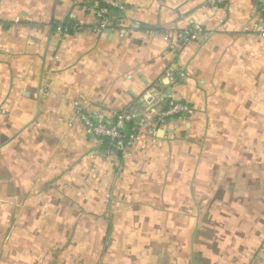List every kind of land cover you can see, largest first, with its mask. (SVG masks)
Returning <instances> with one entry per match:
<instances>
[{"label": "crops", "instance_id": "obj_1", "mask_svg": "<svg viewBox=\"0 0 264 264\" xmlns=\"http://www.w3.org/2000/svg\"><path fill=\"white\" fill-rule=\"evenodd\" d=\"M117 2L0 0V264H264V0Z\"/></svg>", "mask_w": 264, "mask_h": 264}, {"label": "built area", "instance_id": "obj_2", "mask_svg": "<svg viewBox=\"0 0 264 264\" xmlns=\"http://www.w3.org/2000/svg\"><path fill=\"white\" fill-rule=\"evenodd\" d=\"M213 3L223 2L224 0H211ZM89 10H91L96 22L92 29L95 32L106 30L109 24V16L114 8L119 7L117 0H89ZM202 32L199 27H190L183 33H178L180 44H185L189 40H193ZM171 83L178 84L182 81L184 74L179 72L174 73V69H170L166 74ZM191 112V108L182 101L170 100L159 114V121L164 122L170 116L186 115ZM81 120L88 133L108 140L116 149H123L134 137L135 131L126 132L125 122L132 116V113L119 112L114 120L107 122L102 119H92L90 116L79 113Z\"/></svg>", "mask_w": 264, "mask_h": 264}]
</instances>
